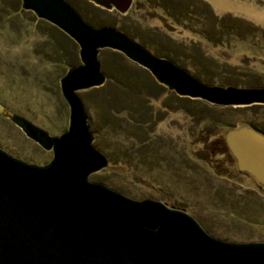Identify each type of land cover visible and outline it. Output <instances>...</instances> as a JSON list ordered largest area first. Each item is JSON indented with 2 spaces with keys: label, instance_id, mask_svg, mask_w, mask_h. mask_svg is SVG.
<instances>
[{
  "label": "rangeland",
  "instance_id": "1",
  "mask_svg": "<svg viewBox=\"0 0 264 264\" xmlns=\"http://www.w3.org/2000/svg\"><path fill=\"white\" fill-rule=\"evenodd\" d=\"M66 1L89 23L82 0ZM263 16L264 0H133L126 16L105 13L89 24L115 28L205 84L264 87ZM54 28L23 10L21 0H0V149L41 166L52 152L10 119L19 115L51 136L67 129L69 110L59 80L80 59L74 41L56 44ZM98 59L106 79L120 70L135 86L155 81L119 52L102 49ZM104 87L77 92L92 146L108 160L89 181L134 201L150 199L182 210L214 238L264 242V194L215 145L222 124L264 133V105L232 111L186 100L164 87L158 99L149 97L145 116L136 105L139 90L128 97L110 83ZM102 91L106 106L99 104ZM134 100L135 114H130Z\"/></svg>",
  "mask_w": 264,
  "mask_h": 264
},
{
  "label": "water",
  "instance_id": "2",
  "mask_svg": "<svg viewBox=\"0 0 264 264\" xmlns=\"http://www.w3.org/2000/svg\"><path fill=\"white\" fill-rule=\"evenodd\" d=\"M126 14L133 0H87ZM21 8L58 28L78 45L80 63L61 76L67 129L51 136L27 119L11 122L52 158L35 165L0 149V264H264V242L214 238L188 213L150 199L131 200L90 174L108 165L92 146L93 134L77 92L106 77L98 55L121 53L180 97L221 107L264 105V87L205 84L111 26L93 27L66 0H21ZM225 142L237 169L264 186V133L240 126Z\"/></svg>",
  "mask_w": 264,
  "mask_h": 264
},
{
  "label": "trees",
  "instance_id": "3",
  "mask_svg": "<svg viewBox=\"0 0 264 264\" xmlns=\"http://www.w3.org/2000/svg\"><path fill=\"white\" fill-rule=\"evenodd\" d=\"M82 2H84V6L86 7V10H85V12L83 14H84L85 19L87 21H89V23L94 22L93 19L98 18L97 16L104 15L105 13H110V15H113V16L119 15L118 12H116L115 10H112L111 12H109V11H107L105 9H102V8H100L98 6H95L93 3H91V2H89L87 0H82ZM88 14L91 15V16H88ZM127 14H128V12L126 14H124V16H126ZM211 16H213V15L211 14ZM57 29H55V30H57ZM57 32H58V37H56V41H57L56 44L57 45L62 46L65 43L66 44L67 43L68 44L69 43L73 44V42H72L73 40L70 39L67 35H65L62 31H60L58 29ZM166 58L170 59L169 57H166ZM59 59H61V58L57 57V60H59ZM65 63H67V65H70L66 61H65ZM126 76L127 75L125 74L124 71L118 70V71L114 72L113 75L110 74L107 77L106 81H105L108 84H105V83L104 84L105 85H109V83L112 84L113 86L118 88L120 91L122 90L123 94H126L128 97H130V96L135 94V88H136L137 91L139 90V94L141 95V97L138 98V100L136 102V105L139 106V108L141 107L143 109V111L145 112V114H146L145 116H147L148 112H146V111L148 109L147 103H148L149 97H152L154 99H158V97H160L165 92L164 86L156 83L155 81H150L149 84L146 85V86L137 85V83H136V86H135V82H131V80L128 78V76L127 77ZM104 84L101 85L98 88L104 89L105 88ZM219 84L222 85V83H219ZM104 91H102V95L104 94ZM105 97L106 96L103 95V99L102 100L100 99L101 101H100L99 104H102L103 106L108 105L109 100H107ZM136 99H137V97H136ZM185 99L189 100L186 97H185ZM131 105H132V107L130 109V114H135V100L133 101V103ZM251 106H259V105H251ZM249 107L250 106H247V107H234V108L233 107H229V108L232 111H245ZM145 116H144V118H145ZM217 125H216V127H217ZM218 126H219V129L222 130V133L219 134L220 136L218 137V143L215 144L217 147H219L218 151L220 153L226 154L232 160L233 165H234L233 167H234V170H236V172L242 173L240 170L237 169L236 160H235L234 156L230 153V150L228 149L227 144H226L225 139H224L225 133L228 130L233 129L234 127L231 126V125H225V124L224 125L223 124L222 125H218ZM206 145L208 146V143ZM210 146L211 145L209 144V147ZM216 169L218 171H220L219 167H217Z\"/></svg>",
  "mask_w": 264,
  "mask_h": 264
},
{
  "label": "flooded vegetation",
  "instance_id": "4",
  "mask_svg": "<svg viewBox=\"0 0 264 264\" xmlns=\"http://www.w3.org/2000/svg\"><path fill=\"white\" fill-rule=\"evenodd\" d=\"M263 22H264V16H263ZM241 172H242V174H247V175L251 176L254 179V183L256 184L255 185L256 186L255 189L256 190L258 189L262 194H264V186L260 182H258L250 173H248L246 171H241ZM255 189L254 190L252 189V190L255 191Z\"/></svg>",
  "mask_w": 264,
  "mask_h": 264
}]
</instances>
